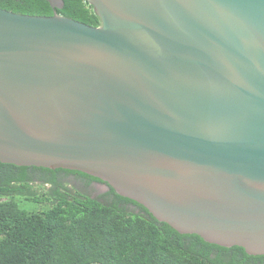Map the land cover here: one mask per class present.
<instances>
[{"label":"water","instance_id":"obj_1","mask_svg":"<svg viewBox=\"0 0 264 264\" xmlns=\"http://www.w3.org/2000/svg\"><path fill=\"white\" fill-rule=\"evenodd\" d=\"M89 2L98 26L0 7V161L264 254V0Z\"/></svg>","mask_w":264,"mask_h":264},{"label":"trees","instance_id":"obj_2","mask_svg":"<svg viewBox=\"0 0 264 264\" xmlns=\"http://www.w3.org/2000/svg\"><path fill=\"white\" fill-rule=\"evenodd\" d=\"M63 1L59 8L49 0H0V7L100 25L89 0ZM60 171L104 181L76 169L0 161V264H264V254L179 232L110 184L102 198L69 194ZM25 201L47 207L29 210Z\"/></svg>","mask_w":264,"mask_h":264},{"label":"flooded vegetation","instance_id":"obj_3","mask_svg":"<svg viewBox=\"0 0 264 264\" xmlns=\"http://www.w3.org/2000/svg\"><path fill=\"white\" fill-rule=\"evenodd\" d=\"M59 173H60V180L63 182L64 186H66L67 188L66 192H68L69 194H75V191L77 190L78 187H83L88 189L97 188L99 193L97 198H102V196H109L108 193L110 192V185L107 182L90 180L86 177H83L75 173H66L64 171H60ZM46 186L50 187L49 184H47ZM81 193L84 195H89L84 192ZM1 199H6V197H1Z\"/></svg>","mask_w":264,"mask_h":264},{"label":"rangeland","instance_id":"obj_4","mask_svg":"<svg viewBox=\"0 0 264 264\" xmlns=\"http://www.w3.org/2000/svg\"><path fill=\"white\" fill-rule=\"evenodd\" d=\"M68 183V182H67ZM39 183H35V187H39ZM81 191L84 193L89 194L92 197H98L99 193H98V189L97 188H92V189H88V188H83V187H78L77 191ZM23 205L25 208L29 209V210H40L43 209L45 207H47V204L45 202H32V201H25L23 202Z\"/></svg>","mask_w":264,"mask_h":264}]
</instances>
